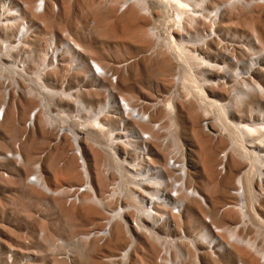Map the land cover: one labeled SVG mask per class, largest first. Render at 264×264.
<instances>
[{
	"label": "rangeland",
	"instance_id": "rangeland-1",
	"mask_svg": "<svg viewBox=\"0 0 264 264\" xmlns=\"http://www.w3.org/2000/svg\"><path fill=\"white\" fill-rule=\"evenodd\" d=\"M3 108L0 264H264V0H0Z\"/></svg>",
	"mask_w": 264,
	"mask_h": 264
},
{
	"label": "bare ground",
	"instance_id": "bare-ground-1",
	"mask_svg": "<svg viewBox=\"0 0 264 264\" xmlns=\"http://www.w3.org/2000/svg\"><path fill=\"white\" fill-rule=\"evenodd\" d=\"M170 4H165V7L168 8L171 7V1H169ZM48 10L43 11L42 14L40 15H36L31 6L26 7L27 10V15L26 17H24L25 19L28 18L29 16H31L32 19H42L43 21L48 20V18L53 17L52 15L55 13V10L51 12V14L49 15L50 12V8H47ZM177 10V9H176ZM177 14L179 15V12L177 11ZM28 20V19H26ZM207 47L210 49L211 45H207ZM162 65L164 68L166 69H170L171 68V60L169 58H164L162 60ZM103 75L102 77L106 78L107 77V70H103ZM9 94L6 95V99L8 100ZM1 115L3 113L4 115V108L0 111ZM34 114H36V111H34ZM196 119H198V117L196 116ZM248 129L252 130L250 127H248ZM227 155L226 153L223 155V161L227 160ZM209 164L210 167H213V165L215 164V162H212V160L209 159ZM237 166L240 167L241 164L238 162ZM170 166H168V168H165L166 172L169 173L170 177H171V169L169 168ZM37 183L38 185H42L44 187L45 184L44 181L40 178L37 179ZM83 190V189H82ZM86 190V189H84ZM83 190V191H84ZM81 191L77 189L76 195L77 197H79ZM232 206V205H229ZM249 210L246 211V213L243 214V218H248L249 215H258L260 216V210L257 207V204H249L248 205ZM209 214L207 215L206 218V222L202 219L196 218V220L194 221V225L199 226V224L202 226V228L204 230H207L210 234H212L213 236L218 237L219 240V245L220 250L225 253L223 254V256L227 259V261L230 264H261V260L259 258H257L256 254L254 253V251L256 252L258 250V248L256 247L255 244L251 243L250 239L248 237H244V236H231V239H227V243H230V245H232V247L230 248H226V246H224L222 244V241H225V239L227 238V234L230 232L231 233V228H229L226 225V220L228 218H231V214L230 213H225V214H220L219 212V208L216 205H213L211 207H209ZM127 227V226H126ZM236 231L238 230V228L236 227L235 229ZM111 231V224H110V220H107L105 226L100 230V234L103 235H107L110 233ZM234 232V231H232ZM119 241V242H118ZM127 241V236L126 233L123 230V227H119L117 228V242L122 244L125 243ZM221 242V244H220ZM223 248V249H222ZM264 258V256H263Z\"/></svg>",
	"mask_w": 264,
	"mask_h": 264
},
{
	"label": "built area",
	"instance_id": "built-area-1",
	"mask_svg": "<svg viewBox=\"0 0 264 264\" xmlns=\"http://www.w3.org/2000/svg\"><path fill=\"white\" fill-rule=\"evenodd\" d=\"M1 115V114H0ZM32 123V122H31ZM29 182H31L32 184H36L38 185L37 183V179H36V176L35 177H31L29 178ZM40 186V185H38ZM41 187V186H40ZM78 187V186H77ZM77 187H73V188H67V192H68V195H69V200L70 201H73V200H79V198H77V195H76V192H77ZM45 189V188H43ZM46 191H48L49 193H56L57 190L53 191V190H47L45 189ZM93 231V230H92ZM101 235V234H100ZM13 264H15L14 262H12Z\"/></svg>",
	"mask_w": 264,
	"mask_h": 264
}]
</instances>
